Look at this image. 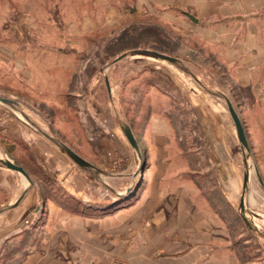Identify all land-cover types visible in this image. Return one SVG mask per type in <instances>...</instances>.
Instances as JSON below:
<instances>
[{
	"label": "rangeland",
	"instance_id": "374dc122",
	"mask_svg": "<svg viewBox=\"0 0 264 264\" xmlns=\"http://www.w3.org/2000/svg\"><path fill=\"white\" fill-rule=\"evenodd\" d=\"M173 1L0 0V264H264V84Z\"/></svg>",
	"mask_w": 264,
	"mask_h": 264
},
{
	"label": "crops",
	"instance_id": "0c3cea01",
	"mask_svg": "<svg viewBox=\"0 0 264 264\" xmlns=\"http://www.w3.org/2000/svg\"><path fill=\"white\" fill-rule=\"evenodd\" d=\"M173 3L181 8L191 7L192 13L183 10L184 14L195 19L193 24L199 26L209 43L220 46L221 58L231 69L233 80L252 94L258 92L264 84V0H175ZM257 70L263 72L262 78H257L258 85L253 83V72ZM252 84L258 87L255 93Z\"/></svg>",
	"mask_w": 264,
	"mask_h": 264
},
{
	"label": "water",
	"instance_id": "95a60500",
	"mask_svg": "<svg viewBox=\"0 0 264 264\" xmlns=\"http://www.w3.org/2000/svg\"><path fill=\"white\" fill-rule=\"evenodd\" d=\"M186 16L191 21L195 22V19L192 18L190 15H187L186 14ZM140 52H142V53H144L146 55H149V56H153V57H155L157 59H160V60L165 61V62H168V63H172V64H176L177 63V60L175 58L170 57V56H167V55L162 54L160 52L149 51V50H142ZM123 57H124V55L120 56L119 58H117L116 61H118L119 59H121ZM105 83H106V87L108 89L107 79H105ZM0 101L1 102H4L6 100L0 99ZM226 107H227L229 116L231 117L232 122L234 124L235 130H236V133H237V137H238V141H239L241 147L244 149L246 147V141H245V136H244L243 129H242V126L240 124V121H239V119L237 117V114L235 113V111L232 108V106H231V104H230L229 101H226ZM123 133H124V136H125L127 142L129 143V145L134 150L137 151L138 147H137L136 141H135L133 135L131 134L129 128L123 127ZM63 150L65 151V153L67 154V156L75 164H77L81 168H87V164L80 157H78L74 152H72L71 150H69L68 148H65V147H63ZM0 163L4 167H6V168H8L10 170L16 171V172L20 173L23 176H26L24 170L20 166H17L15 164L11 163L9 160H0ZM248 180H249V174H248V171L245 170V173H244V185H243V190H242V196H241V199H240V202H239V210H240L241 214H243V198H244V196L247 193ZM241 218H242V221L245 224V226H247L250 229H254L255 231H258L255 227H251L249 225V223L247 222L246 218L243 215H241Z\"/></svg>",
	"mask_w": 264,
	"mask_h": 264
},
{
	"label": "trees",
	"instance_id": "16d2710c",
	"mask_svg": "<svg viewBox=\"0 0 264 264\" xmlns=\"http://www.w3.org/2000/svg\"><path fill=\"white\" fill-rule=\"evenodd\" d=\"M218 58H221V55L219 54L218 55ZM221 60H222V58H221ZM224 63V62H223ZM175 67H176V65L175 64H173ZM224 66H225V68L227 67V65H225V64H223ZM227 70H226V72H227V74L229 75V73H228V70H230V68H226ZM230 102V101H229ZM230 104H231V106H232V108L234 109V111H235V113H236V110H235V107L232 105V103L230 102ZM237 114V113H236ZM238 115V114H237ZM240 123H241V121H240ZM241 126H242V124H241Z\"/></svg>",
	"mask_w": 264,
	"mask_h": 264
},
{
	"label": "bare ground",
	"instance_id": "6f19581e",
	"mask_svg": "<svg viewBox=\"0 0 264 264\" xmlns=\"http://www.w3.org/2000/svg\"><path fill=\"white\" fill-rule=\"evenodd\" d=\"M243 210H245V206H244V198H243ZM252 225H254V224H252Z\"/></svg>",
	"mask_w": 264,
	"mask_h": 264
}]
</instances>
